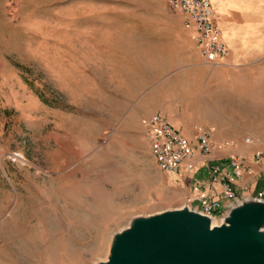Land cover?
Here are the masks:
<instances>
[{
    "label": "rangeland",
    "instance_id": "1",
    "mask_svg": "<svg viewBox=\"0 0 264 264\" xmlns=\"http://www.w3.org/2000/svg\"><path fill=\"white\" fill-rule=\"evenodd\" d=\"M186 44L169 0H0V264H97L133 216L186 202L120 93L264 150V54L195 85L163 58Z\"/></svg>",
    "mask_w": 264,
    "mask_h": 264
},
{
    "label": "water",
    "instance_id": "2",
    "mask_svg": "<svg viewBox=\"0 0 264 264\" xmlns=\"http://www.w3.org/2000/svg\"><path fill=\"white\" fill-rule=\"evenodd\" d=\"M214 220L187 202L135 215L97 264H264L263 197L241 195Z\"/></svg>",
    "mask_w": 264,
    "mask_h": 264
},
{
    "label": "built area",
    "instance_id": "3",
    "mask_svg": "<svg viewBox=\"0 0 264 264\" xmlns=\"http://www.w3.org/2000/svg\"><path fill=\"white\" fill-rule=\"evenodd\" d=\"M169 2L184 14L185 25L192 30V38L205 59L212 63L224 59L229 53V46L223 38L222 28L216 21L212 0ZM143 125L144 132L153 146L157 165L169 172L192 174L195 189L186 202L216 219L221 220L227 207L244 195L236 188L238 178L251 173L254 170V162L264 161V150H256L251 159L241 152H235L221 161L210 159L209 155L214 150L217 136L215 127L211 125L196 122L194 136L188 137L160 111L144 117ZM252 140L251 135L246 137V141ZM235 143L236 141L230 139L223 140L225 145ZM198 154L205 157L204 163L209 167L211 182L222 186L221 195H210L203 190V180L196 175L200 167L196 159ZM244 188H248V185H244ZM254 195L264 198V190H259Z\"/></svg>",
    "mask_w": 264,
    "mask_h": 264
},
{
    "label": "crops",
    "instance_id": "4",
    "mask_svg": "<svg viewBox=\"0 0 264 264\" xmlns=\"http://www.w3.org/2000/svg\"><path fill=\"white\" fill-rule=\"evenodd\" d=\"M212 4L214 12L216 13V21L220 28H222L223 38L229 46V53L220 61L232 64V62L246 61L247 59H251L259 54H264V0H212ZM170 5L175 11V14H177L179 27L182 29V34L188 44L177 45L176 49H174L177 52V58L181 59V61L173 60L174 57L171 58L168 55L163 56V58L170 60V62L165 63V65H169L171 67L179 66V69L182 67L185 74H188L187 78L179 79V82L182 81L188 83V81H190L195 85H201L207 76L205 72L211 69L208 63L210 61L205 59L197 44H195L191 35L192 30L185 25L184 14L173 7L171 3ZM161 74L167 76L168 70L161 72ZM189 86V84L188 86L181 84L177 86V88L181 90V96ZM164 90H166V88H164ZM141 94L142 92L138 94L120 93L123 101H131L129 106L131 107V110H135L138 114L137 122H139L140 126H144V117L150 115L151 113L160 111L185 135L188 137L194 136V124L196 121L193 122V115L186 114L184 117H181L180 114L178 116L172 115L160 105H151L149 109L141 108V106H137L139 100L142 99ZM158 97L159 96L155 90L150 92V99H158ZM143 99H147V97L145 96ZM131 110H129L127 116ZM223 140H225V137L222 134L217 133V136L215 137L216 145L214 150L209 155L210 159L221 161L235 152L244 153L249 157V159L253 158L254 151L252 148H248L238 142L235 143V145H225L223 144ZM196 159L198 161V165L200 166L197 173L203 172L201 176H199V178L203 180V190L208 192L210 195H221L222 186L211 182L209 167L204 163L205 157L198 154ZM174 174H177L180 178H182V181L188 184L187 201L195 189V182L192 180V174L186 172ZM246 184L248 185V189L259 188L264 190V161L254 162V170L251 173L244 174L237 180L236 188L239 193L252 195L253 193L251 192L254 190L248 191L247 193L246 191H242V188ZM223 200H225V198Z\"/></svg>",
    "mask_w": 264,
    "mask_h": 264
},
{
    "label": "bare ground",
    "instance_id": "5",
    "mask_svg": "<svg viewBox=\"0 0 264 264\" xmlns=\"http://www.w3.org/2000/svg\"><path fill=\"white\" fill-rule=\"evenodd\" d=\"M214 221H216V220H214ZM214 221H213V222H214ZM214 223H215V222H214Z\"/></svg>",
    "mask_w": 264,
    "mask_h": 264
}]
</instances>
